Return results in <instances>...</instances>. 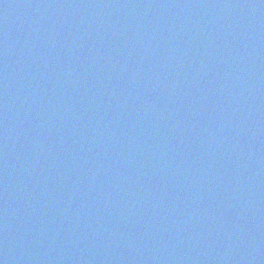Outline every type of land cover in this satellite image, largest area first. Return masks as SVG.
<instances>
[{
    "label": "water",
    "instance_id": "95a60500",
    "mask_svg": "<svg viewBox=\"0 0 264 264\" xmlns=\"http://www.w3.org/2000/svg\"><path fill=\"white\" fill-rule=\"evenodd\" d=\"M0 264H264V0H0Z\"/></svg>",
    "mask_w": 264,
    "mask_h": 264
}]
</instances>
